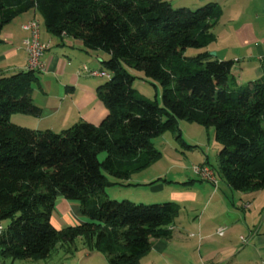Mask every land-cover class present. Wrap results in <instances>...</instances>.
I'll return each instance as SVG.
<instances>
[{"label": "trees", "instance_id": "obj_1", "mask_svg": "<svg viewBox=\"0 0 264 264\" xmlns=\"http://www.w3.org/2000/svg\"><path fill=\"white\" fill-rule=\"evenodd\" d=\"M217 8L215 2L174 7L167 0H0V32L35 11L51 35L105 52L108 59L101 63L110 75L96 88L107 108L99 125L79 120L61 132L11 120L15 113L40 114L31 98L39 71L27 68L0 78L4 264L48 260L58 249L72 254L78 241L105 254L109 264H137L153 239L168 235L179 208L170 201L110 199L106 188L119 182L107 175L127 180L161 157L153 140L166 130L189 146L179 120L213 128L217 173L232 189H264V74L239 84L234 61L211 55ZM188 48L202 51L187 56ZM129 68L162 86L161 105L132 87ZM58 195L78 202L86 221L57 228L51 214Z\"/></svg>", "mask_w": 264, "mask_h": 264}, {"label": "crops", "instance_id": "obj_2", "mask_svg": "<svg viewBox=\"0 0 264 264\" xmlns=\"http://www.w3.org/2000/svg\"><path fill=\"white\" fill-rule=\"evenodd\" d=\"M167 1L174 7L189 9L215 2L218 13L217 22L211 30L214 40L209 46L213 49L208 48L209 51L214 50V55L213 52L211 55L220 60L234 61L232 74L239 84L253 81L264 74V0ZM33 17L39 18L35 11H28L2 28L0 78L27 69V54L22 44L27 33L22 24ZM40 38L46 44L41 58L44 69L38 72V84L34 86L31 98L41 111L34 116L32 126L16 120L27 114H13L12 122L36 130L55 131L67 124L65 121L69 120V116L70 121L76 116L78 120L99 125L107 115L106 105L96 93L101 83L79 73L85 58L91 56L90 51L98 50L87 51L79 39L55 37L44 27H41ZM83 55L86 57L83 58ZM72 57L76 59L72 60ZM96 57L100 62L105 58H100L98 54ZM100 68L93 67L94 70ZM130 178L119 184L150 183H133ZM188 183L191 182H163V185L169 184L171 188L165 201L175 203L179 212L166 227L168 235L153 239L149 251L140 257L137 264H264V207L256 213L250 210V198L240 199L241 208L248 211L239 213L228 207L224 197H204L191 191V186L186 185ZM163 185L153 186L152 189H162L165 187ZM139 200L142 203L157 202L150 196ZM51 221L57 228H63L84 223L86 218L78 202L58 195ZM222 226L226 229L222 235H218L216 231ZM242 238L247 242L243 243ZM78 243L72 254L58 249L51 258L42 260L43 264H109L105 254L83 246L80 241ZM7 264H37V261L18 260Z\"/></svg>", "mask_w": 264, "mask_h": 264}, {"label": "rangeland", "instance_id": "obj_3", "mask_svg": "<svg viewBox=\"0 0 264 264\" xmlns=\"http://www.w3.org/2000/svg\"><path fill=\"white\" fill-rule=\"evenodd\" d=\"M208 48L213 49V47L211 46H209ZM200 51H202L201 48H188L186 50V55L195 56ZM211 52H214V50H211L210 53ZM89 54L91 56L86 57L85 55H83V58H86L84 64L81 63L82 65L79 71L80 75L89 77L91 80H94L96 82L98 81L100 83H104L107 80L106 77H96L93 75H89L87 71L94 70L93 67L101 66V71L107 72L104 67H102V63L97 59L96 54H98L100 58L105 57L103 58L105 60L108 59V55L101 50H98L97 52L90 51ZM75 59L76 58L73 59L72 57V60ZM77 62H79V59H77ZM84 67L87 68V71H85ZM128 70L132 75L135 76V79L132 82V87L147 99L151 101H156L158 104L161 105L162 86L156 81L145 79L141 71L131 68H129ZM76 75H79L78 71H76ZM244 84H246V81H244ZM23 116L24 117L22 118L18 117L16 120L20 123H24L25 125L32 126L31 121H35L34 116ZM68 118L69 120L67 121L69 122L65 121V123H67V126L63 124L61 128H56L58 130H55V132L63 131L65 127H68V125H71L72 123H76L75 121L78 120L76 116L71 118V120L73 119V122L70 121V116ZM177 127L179 129L181 138L189 146L183 145L181 143V140H178L176 138V134L174 133V131L166 130L157 139L155 138L153 140L155 147L161 152V157H159L146 168L135 171L132 174V177L130 178V182L133 183H150L144 185L133 184L125 186L117 183L106 188L108 195L107 197L118 201H121L123 199H134L131 201L139 202L140 198H146L147 196H150L154 197L157 202H151L146 204L160 203L168 199L169 194L171 193V188L169 187V184L163 185V182H191L186 184L187 187L191 186V188H189L191 191H195L199 193V195H202L204 197L210 195L224 197V199H226L225 201L228 207H231L233 210H237V212L239 213L248 211L246 209L241 208L240 199L245 200L247 198H250L252 201L250 210L259 213L262 207H264V189H261L259 191L246 192L234 190L226 183L223 177H220L218 175L217 152L219 150V144L215 140L213 128H206L200 124L188 122L186 120H179ZM104 155L105 153L101 152L98 156L99 159H102ZM205 161L208 162V165L212 166V169H214L216 173V185L212 184L209 181L201 179L197 174L194 173L193 166L203 164L205 163ZM107 177L112 182L125 181L116 180L115 178L109 175H107ZM159 184H162L165 187L162 189H152L153 186ZM78 242L77 244H79ZM37 264H43V261L38 260Z\"/></svg>", "mask_w": 264, "mask_h": 264}, {"label": "built area", "instance_id": "obj_4", "mask_svg": "<svg viewBox=\"0 0 264 264\" xmlns=\"http://www.w3.org/2000/svg\"><path fill=\"white\" fill-rule=\"evenodd\" d=\"M22 28L26 31L27 36L23 39V47L27 54V68L41 71L44 69V64L41 60L44 51L46 50V44L41 41L40 32H41V21L36 18H30L22 24ZM85 71L87 68L84 67ZM89 75L96 77H106L109 78L110 75L108 72L101 70H91L87 71ZM194 173L197 174L201 179L211 182L212 184H217V177L214 173V170L207 164H200L193 166ZM225 226L219 227L217 229V234L222 235ZM4 226L0 222V238L4 233ZM242 242H247L245 238H242ZM0 264H4L0 258Z\"/></svg>", "mask_w": 264, "mask_h": 264}, {"label": "water", "instance_id": "obj_5", "mask_svg": "<svg viewBox=\"0 0 264 264\" xmlns=\"http://www.w3.org/2000/svg\"><path fill=\"white\" fill-rule=\"evenodd\" d=\"M212 54L214 55V52Z\"/></svg>", "mask_w": 264, "mask_h": 264}]
</instances>
